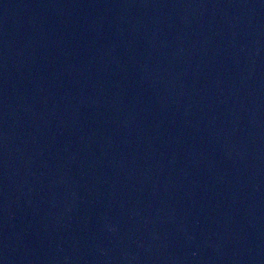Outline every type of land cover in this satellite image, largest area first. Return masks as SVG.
Instances as JSON below:
<instances>
[{"label":"water","instance_id":"1","mask_svg":"<svg viewBox=\"0 0 264 264\" xmlns=\"http://www.w3.org/2000/svg\"><path fill=\"white\" fill-rule=\"evenodd\" d=\"M0 264H264V0H0Z\"/></svg>","mask_w":264,"mask_h":264}]
</instances>
